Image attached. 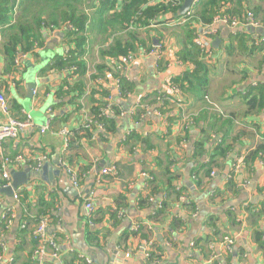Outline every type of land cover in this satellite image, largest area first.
Instances as JSON below:
<instances>
[{"label":"crops","instance_id":"obj_1","mask_svg":"<svg viewBox=\"0 0 264 264\" xmlns=\"http://www.w3.org/2000/svg\"><path fill=\"white\" fill-rule=\"evenodd\" d=\"M234 5L242 6V19L251 14L258 24L264 25V0H234ZM181 26L176 21L150 30L139 27L133 43V54L139 60L123 72L115 69L112 60H117L105 63L100 58L99 52L111 41L103 32L92 31L87 35V72L80 98L73 96L80 93L76 90L70 96L58 95L65 72L43 73L55 56H62L67 50L59 30L46 31L43 45L35 43L15 73L5 72L0 45V95L8 101L11 117L22 120L28 115L34 125L16 139L5 141L0 151L2 157L21 156L28 161L18 168L10 165V178L13 172L29 171L31 176L27 184L19 187L18 200L5 195L0 186V226L1 218L13 210L11 223L0 227V245L4 243V248L0 246V264L9 259H13V264H82L84 258L93 264H144L143 251L148 241H153L159 255L157 262L150 264H213L214 260L220 264H264V251L253 240L257 231L263 234L264 242V213L257 206L264 199L256 201L264 196V161L246 162L264 143V106L257 110L247 106L258 89H264V50L252 45L255 36L264 37V28L260 29L263 33L240 28L234 33L224 24H215L210 41L212 44L219 39V43L212 47L207 63L205 95L181 93V105L167 102L164 108L158 107L156 98L164 90L166 80L172 81L191 69L188 64L174 61L180 47ZM169 35L175 38L173 44L168 43ZM102 39L108 43L99 45ZM161 43L170 60L166 69L158 72L153 66L155 58L140 56L139 49ZM48 53L51 55L46 60L44 54ZM103 64H109L108 70L94 82L92 77ZM28 67H35L33 81L28 80ZM6 73L12 75L14 89L4 76ZM119 77L129 83V91L122 89ZM116 80L124 92L123 98L116 95ZM28 83H34L37 92L29 109L25 106ZM107 100L112 101L109 104L113 111L107 117L112 120L111 132L95 127L91 135H85L83 125L92 117L91 108L101 104L99 111ZM0 121H7L1 112ZM45 126L48 128L41 134L39 130ZM64 129L68 131L67 138L61 133ZM224 139L229 150L218 156L217 147ZM44 155L47 161L43 165L48 168L42 177L31 166ZM216 155L211 167L214 174L206 177L203 168ZM240 159V170H233L232 174L238 192L224 190L232 164ZM50 168L57 171L51 181L47 178ZM108 170L109 174L104 175ZM68 173L77 176L78 187L73 186ZM167 174L173 180L169 181ZM245 181L249 182L247 188L241 187ZM170 185L185 188V195L197 204L195 216H188L180 200L177 203L168 195ZM148 186L150 189L146 190ZM218 190L225 194L215 196ZM91 191H95L92 225L85 220L84 208ZM165 202L167 210L156 215ZM46 203L47 233L55 237L61 254L56 259H32L37 248L32 238L36 219L22 217L28 215V209H32V216L39 215ZM18 209L21 216L17 222ZM134 225L139 226L138 235L133 233ZM229 236L233 247L227 253L222 239ZM195 241L200 243V249L194 247Z\"/></svg>","mask_w":264,"mask_h":264},{"label":"trees","instance_id":"obj_2","mask_svg":"<svg viewBox=\"0 0 264 264\" xmlns=\"http://www.w3.org/2000/svg\"><path fill=\"white\" fill-rule=\"evenodd\" d=\"M85 0H22V7H19L18 14L15 17L14 23L12 18L14 12L18 6L19 0H0V35L2 38L1 51L5 62V72L13 71V63L17 53L30 52L35 43L39 46L43 45L44 33L53 32L54 30L61 31L60 35L67 45V50L62 56H55L52 62L45 68L43 73H63L65 78L58 90V95L70 96L73 90L80 92L84 87V75L87 72V66L85 63L84 55L86 53L87 35L92 31L97 30L100 33L102 30L103 35H106V39L110 40V45L99 52L100 58L105 63L109 59L118 60L119 57H125L134 52V42L137 41L136 30L140 27L148 29L149 25L157 20V24H167L168 22H175L181 18H177V10L180 8L183 0H93V13L88 15L80 11L81 4ZM87 4L90 3L87 1ZM86 4V5H87ZM224 13L228 16L240 15L243 13L242 6L236 7L234 0H199V4L195 8L194 17L189 23L181 26L178 36L179 50L176 55V59L183 64L190 65V71L185 72L181 77H177L172 80V85L176 86L181 93H188L196 96L205 95L208 87V59H205L206 54L200 52L193 44L194 32L193 23L195 25L210 24L219 13ZM94 18V20H92ZM68 24L70 29H67L64 25ZM124 36H120L124 34ZM114 40L112 43V37ZM127 37V38H126ZM131 41V43L129 42ZM144 45V42L141 43ZM241 49L246 50L242 44H239ZM134 46V47H133ZM253 48L264 50V44L254 46ZM119 62L115 61V69L118 67ZM112 65V64H111ZM109 64H103L97 67V74L92 77L95 82L99 76L104 74L108 70ZM75 69V70H72ZM120 72V69L118 70ZM121 81V87L123 90L129 91V83L124 78L119 77ZM60 93V94H59ZM82 92L77 95H73L76 98L81 97ZM264 97V89H258L257 95L250 98L247 101L249 110H257L264 106L262 101ZM155 96H151V102H154ZM97 107L91 108L93 120L105 126V129L111 132L112 123L111 119L107 117H99V111L97 108L101 107V104H96ZM171 117L169 116L168 121ZM96 130L95 126L89 129H83L85 135H91ZM225 139L217 147L218 156H224L229 150L228 146H225ZM227 142V141H226ZM216 156L210 158L209 163L203 168L204 175L209 176L214 173L211 172V167L216 163ZM259 159L264 161V143L260 144L254 152H252L247 158L246 162L255 161ZM230 172V177L227 180L224 190L238 192V184L235 178ZM169 181L173 180L171 174ZM1 186V183H0ZM180 186V185H179ZM233 188V190L231 189ZM150 187H146V190ZM217 191L215 196L223 195L225 192ZM168 195L172 197L177 203L180 197L184 196L186 202H183L182 208L185 209L187 215L191 216L193 212L197 210V204L186 194L185 188L170 185L168 189ZM151 195V190L150 194ZM145 200H148L147 198ZM167 203L162 204L158 208L156 215L166 211ZM259 212L264 213V201L257 204ZM49 204L42 206L44 210L39 211V215L32 216V209H28V215L22 217V219L29 220L37 219L39 216H47L45 210H47ZM249 208H246L247 210ZM241 211V208L239 209ZM236 212V211H234ZM228 215L232 213L228 211ZM49 218V217H48ZM93 218V217H92ZM91 218V219H92ZM30 219V220H31ZM6 223H1V228ZM173 225L176 228V223ZM134 233V232H133ZM138 235V231L134 233ZM262 233L255 231L253 233L254 243L264 251V242L262 240ZM141 236V235H140ZM138 237V236H135ZM194 247L200 249V243L195 241ZM159 255L155 252L151 253L150 261L158 259ZM210 258H214L213 254ZM213 264H220L217 260Z\"/></svg>","mask_w":264,"mask_h":264},{"label":"built area","instance_id":"obj_3","mask_svg":"<svg viewBox=\"0 0 264 264\" xmlns=\"http://www.w3.org/2000/svg\"><path fill=\"white\" fill-rule=\"evenodd\" d=\"M180 1V0H179ZM199 4V0H193V3L190 7V10L183 16L181 19L178 20L180 25H184L190 22V20L194 17L195 13V8ZM157 20L153 22L152 24L149 25L150 28L156 27ZM176 22V21H175ZM217 23H221L229 27L234 33H236V30L240 29H253L254 30H260L264 28V25L258 24L254 19L251 14H247L243 19L237 15L234 16H228L224 14L223 12L220 14H217V16L214 18L212 23L208 25L201 24L200 25H195L193 27L195 29L194 32V38H193V44L194 46L200 51L206 54L205 59H210L211 53H212V44H211V37L214 33L213 26ZM174 22H168L167 25H173ZM67 29H70V26L68 24L64 25ZM60 30V29H59ZM61 31H58V33ZM264 44V37L263 38H258V36H255L252 41V45L254 46H259ZM167 51V50H166ZM139 55L140 56H148L152 55L154 59V69L158 72H163L166 67L169 64V56L168 52L166 53L164 50V45L158 44L157 46H150L149 48H140L139 49ZM28 55V53H17L16 57L14 59L13 63V71L12 72H17L20 67L21 60L24 59ZM139 60V56L136 54L131 53L128 56L125 57H119L118 62H119V67L116 68L118 71L120 69L121 72H123L125 69L128 67H131L133 64H135ZM175 63L180 65V61L177 60L176 58L174 59ZM113 63H115L112 60ZM165 62V63H163ZM120 65L122 66V69L120 68ZM75 70V69H72ZM7 79H9L11 88L14 89L15 83L13 80V77L11 74H5ZM119 81L116 80L114 88L116 89L117 93L116 95L118 97L123 98L124 92L121 90L119 86ZM37 92L36 90L33 91V96H36ZM181 92L177 89L176 86L172 85L171 79L166 80L164 90L160 91L157 98H156V104L158 107L164 108L166 106L167 102L170 103H176L177 105H181L180 100L181 98ZM107 104L99 109V117H108L112 113L111 105L109 103H112V101L107 100ZM113 108V105H112ZM0 112L7 118L6 122H1L0 121V151L3 146V143L7 140H12L16 139L19 135L20 132L28 129V128H33V120L31 119L30 116H26L24 119H18L15 117H11L10 115V107L8 104V101L3 98V96L0 95ZM186 120L185 122H187ZM84 128L89 129L92 126H95L98 130L104 131L105 128L102 124L97 123L96 121L93 120V117L88 118L85 123H84ZM47 126L41 127L39 132L43 134L47 130ZM62 135H64L66 138L68 136V131L66 129L62 130ZM69 137V136H68ZM67 142V139H66ZM67 146V143H66ZM0 173H1V187L2 188H8L11 185V178L8 174V167L14 166L16 168L22 167L23 165H27L26 163L28 162L25 158L21 156H15L13 158L10 157H2L0 156ZM47 161V157L44 155L42 157H39L35 162L34 165L31 166V169L34 171H38L42 165ZM242 159L238 160L237 162L232 164V169L234 172H238L241 168ZM109 174V170L104 172V175ZM70 180L73 184L74 187H78L79 181L77 179V176L73 173H68ZM249 185L248 181L243 182L242 186L243 188H247ZM21 194V189L18 188L14 191L13 197L15 200L19 199V196ZM95 198V191H91L84 203V208H85V220L87 221L88 224L92 225V214L94 212V207H93V200ZM180 203L186 202V198L184 196L180 197ZM197 213V210L191 214V216H195ZM13 219V210L10 209L8 211V214H5L2 218L1 221L3 223H8L10 224ZM26 223H22V228H25ZM49 226V219H47L46 216H39L36 219V225L35 228L32 231V238L33 240L37 243V248L33 252V258L36 256H41V257H50L53 259L59 258L61 252H60V245L57 243L55 237L53 235H50L47 233V228ZM139 229L138 225H134L132 227L133 232H137ZM168 245H170V242H167ZM222 244L226 250L227 253L231 252V249L233 247V239L232 237H224L222 239ZM153 241H148L146 243V248L143 251V257H144V264H150L152 262H157V260H153L151 262V253L155 252L154 251V246H153ZM2 248H4V243H1ZM127 257V255H126ZM213 259V258H212ZM2 264H13V259H9L4 261ZM82 264H93V262L88 259L84 258Z\"/></svg>","mask_w":264,"mask_h":264},{"label":"water","instance_id":"obj_4","mask_svg":"<svg viewBox=\"0 0 264 264\" xmlns=\"http://www.w3.org/2000/svg\"><path fill=\"white\" fill-rule=\"evenodd\" d=\"M193 3V0H183V3L181 5V7L177 10V18H181L183 17L189 10L190 7ZM261 33L262 30H259ZM264 34V33H263ZM156 42V41H155ZM219 43V39H215L212 43V47L215 48L216 45ZM36 89V86L34 83H28L26 85V91H27V99L31 100L33 98V91ZM48 168L47 165H43L38 171H36V175H42V177H44V175L46 174L45 171ZM57 173V171H52V169L50 168L48 170L47 173V178L51 181V179H53V174L55 175ZM30 172L29 171H24V172H13L12 176H11V185L8 188H4L2 189L3 193L7 196H12L14 194V191L16 189H18L19 187L25 185L28 183V179L30 178ZM249 190H252V188H249ZM264 199V196L259 197L258 199H256V201H261ZM255 201V202H256ZM21 216V212L18 209V214L16 216V221L18 222ZM86 256H88L86 253L84 254ZM120 262V261H119Z\"/></svg>","mask_w":264,"mask_h":264},{"label":"rangeland","instance_id":"obj_5","mask_svg":"<svg viewBox=\"0 0 264 264\" xmlns=\"http://www.w3.org/2000/svg\"><path fill=\"white\" fill-rule=\"evenodd\" d=\"M87 1L90 3L89 5L87 4ZM93 0H85L84 3L81 4V7L80 8V11H82L83 13H87L88 15H91L93 13V3H92ZM87 4V5H86ZM193 27H195V24L193 23ZM150 28V27H149ZM152 29V28H150ZM102 32V30H101ZM124 34H121L120 36H124ZM112 39L114 40V36L112 37ZM174 36L173 35H169L168 36V43L169 44H173L174 43ZM108 43V40H101V43L99 45H103V44H106ZM51 52V51H50ZM49 55H51V53H48L47 55L44 54V59H48L49 58ZM34 72H35V67H28V73H27V77H28V80L30 81H33V76H34ZM29 102L30 100H27L25 102V106L27 109H29Z\"/></svg>","mask_w":264,"mask_h":264},{"label":"bare ground","instance_id":"obj_6","mask_svg":"<svg viewBox=\"0 0 264 264\" xmlns=\"http://www.w3.org/2000/svg\"><path fill=\"white\" fill-rule=\"evenodd\" d=\"M199 208V207H198Z\"/></svg>","mask_w":264,"mask_h":264}]
</instances>
